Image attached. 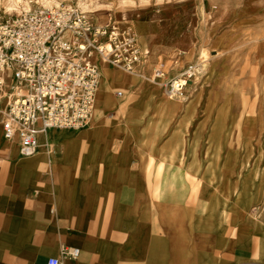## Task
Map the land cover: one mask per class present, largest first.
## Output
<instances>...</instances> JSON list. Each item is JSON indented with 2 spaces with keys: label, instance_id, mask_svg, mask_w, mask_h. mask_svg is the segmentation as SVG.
I'll use <instances>...</instances> for the list:
<instances>
[{
  "label": "crops",
  "instance_id": "crops-1",
  "mask_svg": "<svg viewBox=\"0 0 264 264\" xmlns=\"http://www.w3.org/2000/svg\"><path fill=\"white\" fill-rule=\"evenodd\" d=\"M155 89L158 98L163 86ZM116 90L122 96L113 107L99 102L79 131L46 130V145L31 156L3 138L0 118V264L49 257L63 264H264L263 150L253 148L242 176L240 131L231 147L227 141L238 113L226 109L215 133V145L226 140L219 169L232 173L224 186L205 177V157L225 102L192 126L200 102L186 123L188 102H150L145 110ZM63 247L78 248L77 258Z\"/></svg>",
  "mask_w": 264,
  "mask_h": 264
},
{
  "label": "built area",
  "instance_id": "built-area-1",
  "mask_svg": "<svg viewBox=\"0 0 264 264\" xmlns=\"http://www.w3.org/2000/svg\"><path fill=\"white\" fill-rule=\"evenodd\" d=\"M143 58L135 31L110 20L97 24L74 5L23 11L0 20V118L3 138L16 140L20 156L46 145L50 128L79 131L95 110L102 66L131 73ZM189 65L180 78L200 75ZM165 73L156 68L154 79ZM183 85L169 82L178 93ZM122 96L121 90H116ZM62 252L77 258L78 248ZM44 264H63L49 257Z\"/></svg>",
  "mask_w": 264,
  "mask_h": 264
},
{
  "label": "rangeland",
  "instance_id": "rangeland-1",
  "mask_svg": "<svg viewBox=\"0 0 264 264\" xmlns=\"http://www.w3.org/2000/svg\"><path fill=\"white\" fill-rule=\"evenodd\" d=\"M43 0H0V20L37 8ZM59 5H74L97 24L110 20L131 27L137 34L143 58L136 66L141 73L168 89L169 82L179 77L189 65L201 64L200 75L188 81L182 91L192 99L201 89L195 124L206 115H213L217 102L238 114L228 122V146L233 132L239 133L245 158L254 157L255 146L262 147L264 161V61L255 57L264 52V0H53ZM15 4L7 7V4ZM81 4V5H80ZM26 7V9H25ZM53 7V6H51ZM145 31L138 35L135 24ZM156 68L165 77L154 79ZM143 83V80H140ZM214 106L207 111L204 102ZM212 119H209L207 127ZM255 125L251 134L243 127Z\"/></svg>",
  "mask_w": 264,
  "mask_h": 264
},
{
  "label": "bare ground",
  "instance_id": "bare-ground-1",
  "mask_svg": "<svg viewBox=\"0 0 264 264\" xmlns=\"http://www.w3.org/2000/svg\"><path fill=\"white\" fill-rule=\"evenodd\" d=\"M147 2V0H144ZM15 4L10 3L7 4V7L11 8ZM41 5L43 7H51V6H59V4L53 0H43ZM81 5V4H80ZM26 9V7H25ZM144 26L141 23H136L135 27L138 32V35H141L144 33L145 29L142 28ZM257 59H259L260 62L264 61V52L261 51V48L257 50V53L255 55ZM140 69V68H139ZM139 69L134 70L131 73L124 72L120 69H116L109 66H102L101 74H100V80H99V86L97 89V95H96V101L95 106L97 107V104L101 102L105 108L113 107L119 100L120 96H117L115 94V90L120 88L124 91H126V98H129L128 102H135L139 103L140 105H143V108L147 110L149 108L148 104L150 105V102H177V104H181L180 102H188V104L184 107V116L186 123H189L191 117L194 114V111L196 109L195 105L200 101L201 97V89L198 91V93L190 100H187L188 97L183 93L182 90H180L178 93H172L170 90L166 89L163 90V94L155 98L156 93V86H158L160 83L156 82L153 79H150L145 73H141ZM182 73H179V77H176L173 79L174 85L181 83L184 86L187 85L188 81L184 80L183 78H180V75ZM133 78V79H131ZM139 80H143L142 86H136V82ZM129 86L132 87V89L129 88ZM135 86V87H134ZM137 89V92H136ZM183 89V88H182ZM101 95V96H100ZM208 105L206 109L211 111L210 105L213 104L211 99H208ZM160 107H156V110L158 111ZM168 107L165 108V110L161 113L163 115L169 114L167 110ZM229 116V112L226 111L225 108H220L218 112L216 113L215 121L212 126V133H211V139L208 141L207 145V154L206 159L208 161V171L206 173V178L208 179H217L219 180L220 185L226 186L227 182L231 179L232 173L231 171L224 170L223 172L219 169V163L221 160V153L223 148L226 146V140H219L218 144L215 145V133L218 132L219 129L223 126L222 120H226ZM180 124H178V128L175 130V138H176V148L179 150L182 145V140L178 137L179 133L185 132L184 128H180ZM256 126L255 125H248L243 127V133L244 134H251L254 132ZM223 129L226 130V126L224 123ZM174 136V135H173ZM250 138L244 139L243 142V149H245L249 143L252 145L253 142H250ZM197 138L194 137L191 145H195ZM217 146V148L214 149V147ZM256 147V146H255ZM259 152H260V146H259ZM179 158H182V156H179ZM227 162V161H226ZM253 167V166H252ZM251 165L249 166L248 159L241 161V173L242 176L247 175L250 172ZM226 190V187H225Z\"/></svg>",
  "mask_w": 264,
  "mask_h": 264
}]
</instances>
